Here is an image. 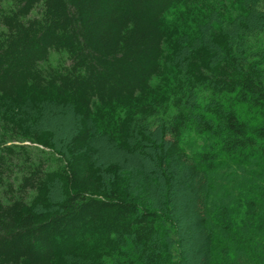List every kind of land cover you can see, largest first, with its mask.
Returning a JSON list of instances; mask_svg holds the SVG:
<instances>
[{
	"label": "trees",
	"instance_id": "obj_1",
	"mask_svg": "<svg viewBox=\"0 0 264 264\" xmlns=\"http://www.w3.org/2000/svg\"><path fill=\"white\" fill-rule=\"evenodd\" d=\"M7 126L0 264H264V0H0Z\"/></svg>",
	"mask_w": 264,
	"mask_h": 264
},
{
	"label": "rangeland",
	"instance_id": "obj_2",
	"mask_svg": "<svg viewBox=\"0 0 264 264\" xmlns=\"http://www.w3.org/2000/svg\"><path fill=\"white\" fill-rule=\"evenodd\" d=\"M6 6H9L10 3L7 1ZM197 16L194 15L192 12L186 10V9H181L177 8L173 11H171L167 16H166V28L168 30H177L178 28H182L184 26H192L194 24L195 18ZM193 19V21H191ZM189 20V22H188ZM263 36V35H260ZM262 38V37H261ZM263 39V38H262ZM262 42V41H261ZM67 55L65 52H52L49 56V59L47 62L42 64V68L45 70H48L49 68H57V67H62L67 64ZM258 119H262V117H257ZM8 129V131H6ZM6 132H3V130L0 131V138L1 135H6L8 139L4 140L6 142V147L9 149H13V151H16V147L23 146V149L28 150L30 153L33 154V156L37 157V159H49L46 161L48 164L54 166L56 169H58L62 164H61V157L54 150L53 147H46L44 145H41L39 143H36L35 141H28L26 139L24 140H15L13 137H17V133L15 130H13L11 127L7 126V128H4ZM199 138V139H198ZM197 139L199 146H202L203 141L201 139L200 134H197L195 129H192L191 127L187 128L184 130L182 134V141L181 144L182 146L189 145L190 142H193V140ZM60 160V161H59ZM257 241V240H255ZM254 241V244H256ZM264 244V243H263ZM257 245V244H256ZM260 250V251H259ZM259 259H261V262L264 260V248L261 249L259 247ZM264 263V261H263Z\"/></svg>",
	"mask_w": 264,
	"mask_h": 264
}]
</instances>
